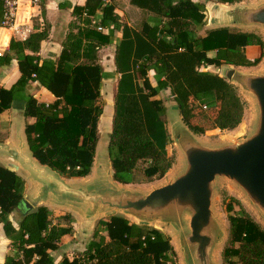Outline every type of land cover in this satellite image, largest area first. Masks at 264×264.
Here are the masks:
<instances>
[{
  "label": "trees",
  "instance_id": "obj_1",
  "mask_svg": "<svg viewBox=\"0 0 264 264\" xmlns=\"http://www.w3.org/2000/svg\"><path fill=\"white\" fill-rule=\"evenodd\" d=\"M231 4L238 0H218ZM161 19L134 29L115 13L112 5L99 0L103 16L99 24H88L70 33L60 56L41 59L38 55L44 31L26 40L11 39L9 51L0 55V66L17 59L20 78L9 89L0 88V115L14 100L25 101L23 114L34 118L26 124V137L34 156L66 178L86 177L91 173L99 139L102 83L108 76L96 61L99 50L111 42L115 29L123 31L116 47L118 78L114 100L112 131L108 151L115 180L137 183L163 178L174 164L167 149L170 136L166 106L159 93L169 89L185 123L196 133L205 127L195 119L207 120L213 129L234 130L245 116V103L236 87L204 67L231 64L251 67L264 56V41L254 32L228 27L197 34L205 25L206 7L191 0H130ZM89 15L91 11L87 12ZM3 0H0V26ZM98 27L108 28L105 33ZM257 45L262 53L249 59L247 46ZM29 51V52H27ZM215 51L214 56L208 53ZM155 71L156 85L149 72ZM38 82L55 96L53 103L39 102L27 94L30 83ZM25 192L22 176L0 166V224L13 250L4 264H177L170 238L154 227L139 225L116 215L101 221L106 236L98 235L81 257L64 256L55 262L50 251L73 233L72 223L60 226L44 205L28 211L21 205ZM230 222V241L223 251V264H264V230L247 214L238 200L225 201ZM236 206L240 209L237 210ZM19 213L18 225L10 219Z\"/></svg>",
  "mask_w": 264,
  "mask_h": 264
},
{
  "label": "water",
  "instance_id": "obj_2",
  "mask_svg": "<svg viewBox=\"0 0 264 264\" xmlns=\"http://www.w3.org/2000/svg\"><path fill=\"white\" fill-rule=\"evenodd\" d=\"M210 14L209 25L214 29L254 32L264 41V0L213 4ZM211 72L241 90L254 109L250 127L244 126L236 138L222 142L201 139L185 123L176 103L165 105L167 130L180 162L169 177L144 190L115 180L109 151L100 164L98 149L88 176H62L34 156L25 127L24 132L17 131L13 142L0 147L3 167L17 172L27 184L21 205L28 211L35 209L30 203L34 194L38 206L67 208L84 226L103 216L121 215L139 225L168 227L174 237L154 228L170 238L182 264H218L217 252L225 234L216 211L220 183H230L264 223V56L256 66L222 64Z\"/></svg>",
  "mask_w": 264,
  "mask_h": 264
},
{
  "label": "crops",
  "instance_id": "obj_3",
  "mask_svg": "<svg viewBox=\"0 0 264 264\" xmlns=\"http://www.w3.org/2000/svg\"><path fill=\"white\" fill-rule=\"evenodd\" d=\"M191 1L203 2L205 4V25L197 32L198 35L204 36L207 31L214 29L213 26L209 25V19L211 16L210 9L212 8V5L218 4L221 6H227L228 4L220 3L218 0ZM112 6L114 7L115 13L121 18V21L127 23L134 29L140 30L145 24L153 25L161 19L153 12L133 5L130 0H116ZM88 11H91L92 14L89 15L87 13ZM102 16L103 10L99 4V0H41L39 5L22 7L19 12V21L30 27L31 32L29 36L38 31H44L46 33L47 37L42 41L38 55L42 60H56L60 56L65 43L68 41L70 33H74L78 28L86 26L87 21L89 22L88 24H99ZM103 32L108 33V28H103ZM122 37V28L115 29L111 42L104 45L99 50L98 58L96 60L103 66L105 72L108 74L107 78H104L103 80L102 88L104 84H107L108 88H114V98L118 84V78L116 76L117 70L115 65V52ZM11 39V30L0 27V55H4L9 51ZM245 53L249 59H255L261 55L262 48L257 45L247 46L245 48ZM215 54V51L208 53L211 57ZM215 67L216 66H207L204 68L212 71ZM20 76L21 72L19 70L17 59H13L9 65H1L0 88H11ZM149 77L153 79L152 84L155 86L156 79L154 70L149 72ZM27 94L33 95L39 102L47 104L53 103L56 99L50 91L41 86L38 82H32L29 84ZM165 105L168 104L165 102ZM24 108L25 101L17 99L13 101L11 108L7 109L0 115V147L13 142L17 131L24 132L27 122H34V118H26L24 116ZM102 116L100 117V121ZM111 131L112 128L110 127V130L107 133L110 134ZM99 135L100 137L102 135L101 129H99ZM0 164H2L0 166H4L1 161ZM26 191L27 184L25 183L24 193H26ZM6 239L3 225L0 224V264L5 263L7 254L13 250L8 239L7 243H3V240L6 241Z\"/></svg>",
  "mask_w": 264,
  "mask_h": 264
},
{
  "label": "rangeland",
  "instance_id": "obj_4",
  "mask_svg": "<svg viewBox=\"0 0 264 264\" xmlns=\"http://www.w3.org/2000/svg\"><path fill=\"white\" fill-rule=\"evenodd\" d=\"M241 1V0H238ZM247 2H253L255 0H242ZM235 30H237L235 28ZM103 31V29H102ZM264 51V50H263ZM101 65V64H100ZM103 72H105L103 66L101 65ZM106 73V72H105ZM107 74V73H106ZM107 78V77H106ZM151 82L153 79H151ZM102 92V98H101V104L103 105V109L105 113L103 112V116L101 118V121L99 120V129H101V137L99 135L98 143H97V153L98 157L100 159V164L104 163L103 158H106V154L108 152V142H109V132L110 127L112 128V119L114 114V88H108L107 84L103 85V88L101 89ZM239 95L241 96L242 100L245 103V116L244 120L241 123V125L234 129V130H220V129H213L211 124L205 120V119H195L193 122L196 124L203 125L205 127V133L198 134V137L201 139H205L207 141L212 142H222V141H228L231 139L236 138L238 135H240L244 131V126L250 127L252 120L254 118V109L252 107V104L249 100V98L241 92V90H238ZM159 97L162 98L169 106L173 104L171 100V92L169 89L162 90L159 93ZM98 129V130H99ZM169 154L174 158V164L170 171L167 173V175L164 178L154 179L153 181L146 182L143 181V177L137 173L134 175V181H139L137 183H130L131 187L134 188H142L144 190H147L151 188L154 185L159 184L163 180H165L166 177H169L178 167L180 159H179V153L178 149L174 143L173 140L170 139V144L167 147ZM4 164V163H3ZM2 165V164H0ZM28 184L33 182L31 180H27ZM217 198H216V211L218 214V217L223 225L224 228V238L222 243L219 246L218 252H217V261L218 264H223V251L224 249L229 245L230 241V222L228 220V214L225 209L224 202L227 200L229 201L230 198H234L238 200L241 204V207L243 210L249 214L254 220H256L259 224L264 226V223L262 219L253 211L237 193L235 188L227 182H222L219 184L218 191H217ZM34 196V194H32ZM33 196L30 198V203L34 206L36 209L38 207L37 202L34 200ZM52 212V221L54 224L60 225V226H68L70 225L71 221L68 219V217H71V220L73 219V223L71 224L73 227V233L66 235L62 238L61 244L59 248L55 251H50L51 255L53 256L55 262H60L64 256H67L69 258H75V257H81L83 252L86 250L88 244L95 238V232L98 230V235L106 236L107 232L105 230V227L101 225V221H106L107 216H103L101 219H98L93 225L90 226H84L80 218L75 214L73 211H70L67 208L58 207L54 205H46ZM236 209L239 210L240 207L236 206ZM20 218L19 213L14 211L10 219L13 221L14 225H18V219ZM150 227H157L155 225H151ZM161 227V226H160ZM159 226L157 228L162 229L166 233H170L172 236V232L168 227H161ZM174 237V236H173ZM7 238V237H6ZM175 239V238H174ZM173 239V244H176V240ZM3 240V243H7ZM177 246V245H176ZM175 260L177 264L181 263V258L179 254H176Z\"/></svg>",
  "mask_w": 264,
  "mask_h": 264
},
{
  "label": "built area",
  "instance_id": "obj_5",
  "mask_svg": "<svg viewBox=\"0 0 264 264\" xmlns=\"http://www.w3.org/2000/svg\"><path fill=\"white\" fill-rule=\"evenodd\" d=\"M41 0H3L2 28L10 29L12 39L26 40L30 34V27L19 21V12L24 6L39 5ZM116 0H101L102 5H112ZM102 30V27H98Z\"/></svg>",
  "mask_w": 264,
  "mask_h": 264
}]
</instances>
